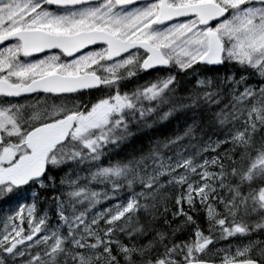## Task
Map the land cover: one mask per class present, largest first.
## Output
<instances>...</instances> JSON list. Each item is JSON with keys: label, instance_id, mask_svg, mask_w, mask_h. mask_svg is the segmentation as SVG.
<instances>
[{"label": "snow or ice", "instance_id": "snow-or-ice-1", "mask_svg": "<svg viewBox=\"0 0 264 264\" xmlns=\"http://www.w3.org/2000/svg\"><path fill=\"white\" fill-rule=\"evenodd\" d=\"M0 264H264V0H0Z\"/></svg>", "mask_w": 264, "mask_h": 264}, {"label": "flooded vegetation", "instance_id": "flooded-vegetation-1", "mask_svg": "<svg viewBox=\"0 0 264 264\" xmlns=\"http://www.w3.org/2000/svg\"><path fill=\"white\" fill-rule=\"evenodd\" d=\"M40 99H44V97H41ZM49 102H53L51 98H47Z\"/></svg>", "mask_w": 264, "mask_h": 264}, {"label": "trees", "instance_id": "trees-1", "mask_svg": "<svg viewBox=\"0 0 264 264\" xmlns=\"http://www.w3.org/2000/svg\"><path fill=\"white\" fill-rule=\"evenodd\" d=\"M221 72H223V69H221Z\"/></svg>", "mask_w": 264, "mask_h": 264}]
</instances>
